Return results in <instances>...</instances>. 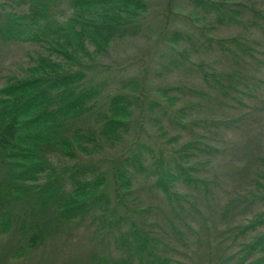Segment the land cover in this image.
Masks as SVG:
<instances>
[{
  "label": "rangeland",
  "instance_id": "1",
  "mask_svg": "<svg viewBox=\"0 0 264 264\" xmlns=\"http://www.w3.org/2000/svg\"><path fill=\"white\" fill-rule=\"evenodd\" d=\"M148 1L150 8L140 35L114 41L108 52L98 58V68L87 74L93 81H104V96L98 106L71 123V127L95 125L96 113L106 109L107 95L124 93L123 83L134 78L141 86L136 93L140 104L130 129L122 140L113 145L103 141L91 154L77 151L73 160L50 159L61 174L74 163H97L101 170H107L110 162L127 157L131 149L142 143L144 163L150 167L153 158L172 162L178 148L194 142L186 165L194 168V176L205 179L207 187L195 189L177 182L174 189L186 197L180 199V206L173 205L179 213L175 217L169 202L152 186L154 176L134 173L133 197L130 200L126 195L128 206L133 209L126 212L117 206L119 221L107 214L109 221L116 220L118 224L109 225L103 221L104 216L98 215L95 220L86 216L81 222L68 224L55 221L59 225L57 233L51 231L33 249L22 251L21 223L29 221L32 214L22 199L8 195L0 205V222L3 217L11 219L6 231L0 229V264H98L101 259L109 262L118 255L114 234L129 226L120 221L123 214L131 222L151 228L159 248L177 264H219L225 257L228 262L239 242L245 240H232L230 230L264 208V202L254 197L260 192L253 183L255 175L264 172V22L253 14L264 9V0H236L244 4L243 24H218L212 14L192 0ZM60 10L68 13L65 5ZM250 21L260 24L250 25ZM173 32L184 38L173 43ZM231 36L250 45L252 53L239 52L240 57L234 59L223 52L217 39ZM36 51H40L36 44L0 41V85L6 75H19L29 55ZM198 64L215 72L239 70L247 86L223 81L227 87L224 93L219 85L201 78ZM255 79L261 82L256 85ZM168 86L180 87L168 92L169 97H175L172 104L158 91ZM190 88L202 91L203 96L192 93ZM152 104L158 105L152 108ZM0 175L1 179L3 174ZM44 180L41 175L37 182ZM261 182L264 184V180ZM113 184V177L111 180L108 176L106 190L115 203ZM71 187L66 179L63 188L67 191ZM232 201L239 206L230 210Z\"/></svg>",
  "mask_w": 264,
  "mask_h": 264
},
{
  "label": "trees",
  "instance_id": "2",
  "mask_svg": "<svg viewBox=\"0 0 264 264\" xmlns=\"http://www.w3.org/2000/svg\"><path fill=\"white\" fill-rule=\"evenodd\" d=\"M192 1L206 13L212 14L213 21L218 24L244 23L242 1ZM148 2L0 1V41L32 43L40 47V51L29 55V61L19 75H6L0 85V173L3 174L0 179V205H3L6 196L13 195L22 199L23 205L32 214L29 221L21 223L24 246L20 251L33 249L51 231L57 233L59 225L55 221L68 224L74 220L81 222L86 216L95 220L98 215L106 217H103V221L109 225L118 224L117 206L126 212L133 209L129 208L126 195L130 200L133 197L130 195L134 173L146 172L145 175L154 176L152 186L169 202L175 217L179 213L173 205L180 206V199L186 197L174 189L177 182L195 189L207 187L205 179L194 176V168L186 165L192 155L189 148L194 146V142H186L178 148L172 162L153 158L150 167L144 163L145 145L142 143L131 149L127 157L110 162L107 170H101L97 163H74L61 174L50 159L68 157L73 160L77 151L91 154L101 147L103 141L113 145L122 140L130 129L140 104L136 93L141 86L134 78L123 83L124 93L107 95L106 109L96 113L95 125L71 127V123L98 106V101L104 96V81H93L87 74L98 68V58L108 52L114 41L140 35L143 20L150 8ZM63 5L68 10L67 14L59 11ZM253 14L264 22V9L259 8ZM249 24L258 26L260 23L250 21ZM172 37L175 40L173 43L184 38L179 32H173ZM217 43L223 52H228L234 59L240 57L239 52L251 54L253 50L236 36L217 39ZM198 68L204 81L219 85L224 93H227V87L223 81L231 80L227 82L235 81L237 85L247 86L239 70L215 72L204 69L201 64H198ZM255 80L256 85L261 82ZM174 89L180 87L168 86L158 91L172 104L175 97H169L168 92ZM189 91L201 96L204 94L194 88ZM157 105L152 104V108ZM41 175L45 180L38 183ZM108 176L114 180L115 203L106 190ZM66 179L72 185L67 191L63 188ZM262 180L264 172L253 178L255 190L260 192L254 197L264 202ZM31 191L34 194L30 196ZM237 206L239 204L232 201L228 208L232 210ZM49 212L53 213V218ZM108 213L117 221H109ZM120 219L129 226L120 228L113 236L118 255L109 262L101 259L98 264L178 263L167 251L159 248V240L151 228L131 222L127 214L121 215ZM10 220V216L2 218L1 231L9 228ZM27 231H31V234L26 235ZM230 236L232 240L245 237L230 256V264H264V208L254 212L246 223L235 225L230 230ZM225 258L219 257L218 263L227 264L229 261L226 262Z\"/></svg>",
  "mask_w": 264,
  "mask_h": 264
}]
</instances>
